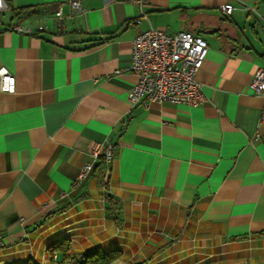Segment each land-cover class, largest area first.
I'll return each instance as SVG.
<instances>
[{
  "label": "crops",
  "instance_id": "0c3cea01",
  "mask_svg": "<svg viewBox=\"0 0 264 264\" xmlns=\"http://www.w3.org/2000/svg\"><path fill=\"white\" fill-rule=\"evenodd\" d=\"M69 1L0 12V66L15 78L0 90V264L111 250L108 264H264V95L248 90L264 0ZM150 27L207 41L203 104L128 102L132 40ZM64 240L67 255L52 249Z\"/></svg>",
  "mask_w": 264,
  "mask_h": 264
},
{
  "label": "built area",
  "instance_id": "2783aa9c",
  "mask_svg": "<svg viewBox=\"0 0 264 264\" xmlns=\"http://www.w3.org/2000/svg\"><path fill=\"white\" fill-rule=\"evenodd\" d=\"M139 6L147 0H132ZM69 4L75 11L82 12L80 0H70ZM7 8L5 0H0V12ZM233 5L229 2L220 5L222 14H231ZM57 27L61 28L62 8L55 11ZM10 30L18 33L32 34L30 26L18 22L12 23ZM44 27L39 25L37 30ZM264 35V25L261 27ZM209 46L199 34L188 30L167 33L158 27L139 33L132 40L130 70L136 75V82L129 90L127 98L131 105L141 102L146 106L149 102H168L198 106L204 103L206 97L201 83L197 80V72L207 57ZM0 90L12 93L15 90V78L5 67L0 66ZM252 93L264 95V67H258L248 83ZM98 149H93L96 157ZM104 160H112V146L107 144L103 151ZM92 167L86 163L80 169L76 182L81 181ZM5 246L0 238V249ZM55 258V256H54Z\"/></svg>",
  "mask_w": 264,
  "mask_h": 264
},
{
  "label": "trees",
  "instance_id": "16d2710c",
  "mask_svg": "<svg viewBox=\"0 0 264 264\" xmlns=\"http://www.w3.org/2000/svg\"><path fill=\"white\" fill-rule=\"evenodd\" d=\"M68 242L67 241H60V242H56L52 245V249L55 251L60 250L63 251L65 255H67V250H68ZM120 255V251L119 250H111L109 252H101V251H97V252H92V253H87L85 254V258L86 260H84V262H90L89 264H108L111 261H113L114 259H116L118 256ZM83 262V263H84ZM28 264H35L33 262H30ZM142 264V263H139Z\"/></svg>",
  "mask_w": 264,
  "mask_h": 264
}]
</instances>
